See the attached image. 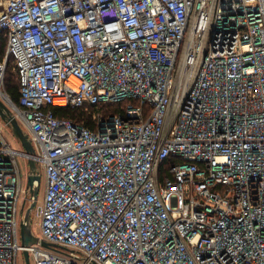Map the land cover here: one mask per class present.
<instances>
[{
  "label": "built area",
  "instance_id": "built-area-1",
  "mask_svg": "<svg viewBox=\"0 0 264 264\" xmlns=\"http://www.w3.org/2000/svg\"><path fill=\"white\" fill-rule=\"evenodd\" d=\"M4 32L45 193L23 245L0 134V264H264V0H0ZM126 98L95 128L53 110Z\"/></svg>",
  "mask_w": 264,
  "mask_h": 264
},
{
  "label": "trees",
  "instance_id": "trees-1",
  "mask_svg": "<svg viewBox=\"0 0 264 264\" xmlns=\"http://www.w3.org/2000/svg\"><path fill=\"white\" fill-rule=\"evenodd\" d=\"M7 33L4 32L0 37V62H2L7 56ZM5 53V54H4ZM20 77L18 72L14 68L13 57L9 56L7 70L5 75V89L15 103L20 101ZM129 105L134 107L140 106V101L136 98H126L113 104H101L96 107H81L76 109L53 107V110L58 118L71 119L74 122L81 123L95 128V122L93 120L94 113H98L109 117L111 115L125 112ZM149 105L144 106V110L147 113L149 111Z\"/></svg>",
  "mask_w": 264,
  "mask_h": 264
},
{
  "label": "water",
  "instance_id": "water-1",
  "mask_svg": "<svg viewBox=\"0 0 264 264\" xmlns=\"http://www.w3.org/2000/svg\"><path fill=\"white\" fill-rule=\"evenodd\" d=\"M0 118L7 123L13 130L14 135L20 140L22 146L25 149V154H33L35 152L33 143L25 131L21 123L11 114L10 110L7 108L5 103L0 99ZM29 167H30V175L28 176V185L33 190L34 200L32 201L29 209L26 212V215L21 222L20 229H21V237L23 245L26 244L27 235L31 236L30 231V214L34 207L37 205V201L39 198V189L42 185V176L39 174V169L37 163L34 159L29 158ZM37 188L34 190V188ZM38 237H34L37 239ZM42 245L45 247L54 248L56 245L49 243L47 241H42ZM25 262L26 264H31L30 261V254L27 250L24 252Z\"/></svg>",
  "mask_w": 264,
  "mask_h": 264
},
{
  "label": "rangeland",
  "instance_id": "rangeland-1",
  "mask_svg": "<svg viewBox=\"0 0 264 264\" xmlns=\"http://www.w3.org/2000/svg\"><path fill=\"white\" fill-rule=\"evenodd\" d=\"M5 54V53H4ZM8 93V92H7ZM0 134L1 137L3 138V140L14 150H16V160H17V168L20 171V175H21V180H22V185L24 186L25 183V178L26 175L29 173L30 171V167H29V162L28 159L24 156V147L22 146L20 140L14 135L13 130L11 127H9L7 125L6 122H4L1 118H0ZM44 193H45V180L42 181V185L39 189V202L38 204L42 203L43 197H44ZM26 203V207H24V209L21 210V213L24 215H26L27 210L30 207V204L32 203V201L29 198H25L24 201L21 204V207H23L22 205ZM36 209V208H35ZM32 211V213L30 214V231H31V236L27 235V239H26V244H32L34 243V237H40L41 236V227L39 224V218L37 216V211ZM19 241L22 243V237H21V229L19 227ZM30 259H31V263L33 264L34 259H33V255L30 254ZM19 264H25V257H24V253H21L19 256Z\"/></svg>",
  "mask_w": 264,
  "mask_h": 264
},
{
  "label": "flooded vegetation",
  "instance_id": "flooded-vegetation-1",
  "mask_svg": "<svg viewBox=\"0 0 264 264\" xmlns=\"http://www.w3.org/2000/svg\"><path fill=\"white\" fill-rule=\"evenodd\" d=\"M9 127H10V126H9ZM38 202H39V198H38L37 204H38ZM30 205H31V204H30ZM25 206H26V205H25ZM25 206H24V207H25ZM36 206H37V205H36ZM35 208H36V207H34L32 211H34ZM32 211H31V213H32ZM30 216H31V215H30Z\"/></svg>",
  "mask_w": 264,
  "mask_h": 264
}]
</instances>
